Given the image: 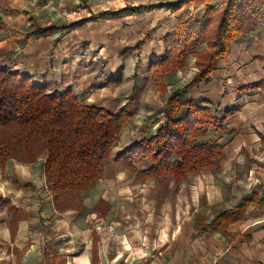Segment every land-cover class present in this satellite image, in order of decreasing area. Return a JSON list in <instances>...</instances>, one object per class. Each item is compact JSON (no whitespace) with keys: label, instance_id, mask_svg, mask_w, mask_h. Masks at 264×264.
Returning <instances> with one entry per match:
<instances>
[{"label":"crops","instance_id":"1","mask_svg":"<svg viewBox=\"0 0 264 264\" xmlns=\"http://www.w3.org/2000/svg\"><path fill=\"white\" fill-rule=\"evenodd\" d=\"M12 1L14 4L11 3ZM75 1L78 0H71L70 4L74 5ZM7 2L10 7H15L17 3L22 4L21 0H7ZM43 2L36 1L37 7L41 8L36 10V17L25 16L31 20L30 25L33 30H36V24L45 26L38 19L40 16L37 12L45 10L42 8ZM0 4L6 6V1L0 0ZM169 4L170 2L165 3L162 9L159 8L161 5H154L147 12L127 15L130 17L126 20L129 23L126 26L128 29L139 28V31L142 29L133 44H139L146 34L149 35L142 48L145 51H141L144 55L140 56L144 59L143 70H135L137 60L133 62L134 58L128 55L124 58L120 55L123 64L116 76L114 67L108 61L106 65H109L111 70H108V75H105L103 71L92 66L93 60H82L78 53H85L86 48L84 49L80 43L86 40L81 39L76 33L79 27L76 25H80L79 22L60 26L54 19V22H47V26H53L55 29L52 35L26 38L33 30H29L25 35L20 30L8 36V30L15 27L14 24L12 25L13 21L20 20L23 13H16L18 15L14 20L13 17L16 14L6 16L0 14L2 18L0 66L29 76L35 83L45 85L51 92L66 91L71 88L79 99L107 108L113 113H117L122 106H126L133 117L124 126L125 128L136 118V114L131 111L135 103L145 107L151 106L150 97H146L143 80L140 81L135 77L137 73H141L139 71L144 73L143 78L149 81L152 91L158 97H164L163 108L167 97L173 92L170 90L169 83L167 93L161 94L157 91L151 74L149 75L146 71L151 57L160 56L165 52V44L162 42L165 34L175 30L181 21L195 13L191 3L184 4L175 11L171 10ZM190 5L191 12L185 11L184 7ZM202 8L204 9L200 6L197 9ZM62 10L68 13L69 8L64 5ZM92 14L89 12V17H86L87 22L91 20ZM120 17L124 18L119 15L114 18V21H122L121 24H123L124 20ZM41 20L43 21L42 18ZM162 26L167 27L163 32L148 31L149 28ZM87 41L90 44L87 50L91 49L92 52L93 41L92 39ZM133 44H129L127 48H132ZM129 59L132 60L133 65L131 66L130 63L127 66L130 69L124 65V62ZM177 73L173 77H178ZM263 78L264 24H261L256 30L243 34L232 43L229 54L217 62L208 81L190 87L200 92V95L193 91L192 96L186 98L205 101L210 107V104H214L215 107L223 110L231 105L242 106L232 119L228 120L227 131L219 130L223 135L230 137L228 143L220 140L225 144L224 153L226 154L220 170L223 166L232 164L234 160L243 162L241 151L249 152L253 157L255 156L253 150L264 149V88L241 90L247 84L258 82ZM110 79L120 81L117 85H111L108 84ZM132 94H134L132 101L129 97L127 104L124 100ZM161 120L163 123L164 119ZM160 122L158 121V127L162 124ZM232 131L234 133L231 135L229 132ZM155 132L148 134L146 129L144 136L152 137ZM118 153L114 155L111 152L112 158H116ZM45 160L44 156H40L36 161L24 163L10 159L4 169L0 166V198L8 200L12 206L24 213L13 231L12 213L9 212L8 205L0 207V264H47L48 259L56 256L63 258L65 264L264 263V206L251 205L245 213V218L228 225L225 232L210 230L200 233L196 226L198 217L204 216L210 222L218 212L212 217L206 215L204 211H197L191 212V217L185 220H183L184 217H181L180 221L168 219V211L164 210L178 201L185 204L187 181L198 174L189 176L181 184H178L171 175L165 180L135 179L136 182L127 183L124 176H120V181L112 180L116 179L117 175L129 173L124 166L112 161L104 166V173L99 181L83 193L85 209L80 213L74 209L62 211L56 208L46 175L43 173L42 166ZM259 163L250 162L249 174H245L243 180L245 183L246 180L252 183L255 181L254 188L244 192L234 206L249 193L255 192L258 197L264 196V191L260 193L258 188L264 185L262 180L264 168H258ZM204 170L210 169H202ZM229 179L232 184L236 181L240 184L239 180L242 178L235 174ZM151 181L153 184L147 185ZM238 186L236 184L233 190L238 191ZM174 187L175 195L170 192H173ZM106 190L108 195L105 194ZM92 191H95V196L90 203L92 208L88 212L90 205H88L87 194ZM117 191L118 196H121L116 200L112 198L111 193L116 194ZM205 200L207 202L206 197H203L204 202ZM100 202L102 205H99ZM234 206L221 210L231 209ZM161 215L164 217L160 218ZM45 216H48L47 221L43 218Z\"/></svg>","mask_w":264,"mask_h":264},{"label":"trees","instance_id":"2","mask_svg":"<svg viewBox=\"0 0 264 264\" xmlns=\"http://www.w3.org/2000/svg\"><path fill=\"white\" fill-rule=\"evenodd\" d=\"M190 3L194 9L202 6L206 11L190 15L175 30L166 33L162 38L165 52L153 55L146 71L161 94L168 91L166 78L186 70L191 57L197 59L198 72L183 89L169 94L163 108V123L152 137L137 139L112 158L117 138L133 117L126 106L113 113L79 99L71 88L51 92L29 76L0 66V166L4 169L10 159L24 163L44 156L43 173L56 208L80 213L85 209L83 193L99 181L104 166L112 161L124 166L139 181L165 180L171 175L181 184L204 168L220 170L226 158L225 144L209 135L212 130L227 131L228 120L242 106L213 109L205 101L184 97L183 92L208 81L217 62L229 54L232 43L264 24V0H178L169 7L175 11ZM152 7L154 4L132 5L121 11L141 14ZM121 11H105L96 17L116 18ZM54 32L53 26L36 24V30L26 38ZM148 38L146 34L139 44L123 50L121 55L140 53ZM119 81L110 79L108 84L117 85ZM259 88H264V78L241 90ZM239 201L231 209L218 211L210 222L204 216L198 217L199 232H225L228 225L245 218L251 205L264 206V196L258 197L255 192ZM7 205L15 231L24 213L0 198V207ZM47 264L65 261L56 256L48 259Z\"/></svg>","mask_w":264,"mask_h":264},{"label":"rangeland","instance_id":"3","mask_svg":"<svg viewBox=\"0 0 264 264\" xmlns=\"http://www.w3.org/2000/svg\"><path fill=\"white\" fill-rule=\"evenodd\" d=\"M6 1V6L3 4H0V14L3 16H6L8 14H20L23 13L22 17L20 20H15L13 21L12 25L14 24L15 27L11 30H8V36L10 33L15 34L16 31H20L22 33L28 32L29 30H33L32 26L30 25L29 18L25 16H37L36 10L41 9L38 8L36 5V1L39 0H21L22 4L17 3L15 7H10V4ZM42 3V8H45V10L42 11H37L39 13L38 19L43 23V25L47 26L48 21H53L54 19L57 21V23L60 26H66L69 23L73 22H79L80 25L77 27L76 33L78 36L81 37V39H85L86 41H83L82 44L84 46V52L85 53H78L79 57L82 58V60H93L92 66L96 67L98 70L105 75L107 74L108 70H111L109 65L107 64V61L111 64L112 67H114V75L116 76L120 69L122 68L123 61L120 58V53L123 52L124 48H127L129 44H133V41L135 40L136 36L138 34H141L139 31V28H133L128 29L126 26L129 24L126 20H128L130 17L124 13V11H121L124 9L126 6H131L132 4L137 6V5H148V4H154V5H161L159 8L162 9L165 5V3H172V2H177L178 0H78L75 1L74 5H71V0H41ZM11 3L14 4L12 1ZM40 4V2H39ZM19 5V6H18ZM44 5L46 7H44ZM64 5H67L69 8L68 13L65 12V10H62ZM24 6V7H23ZM86 8V10H84ZM185 11L189 10L191 12V5L184 7ZM203 9V8H202ZM195 9V13L193 14H198L202 15L204 14V11L206 9ZM107 11H116L119 10L121 11V14L124 18H121L123 21V24H121L122 21H117L115 22L114 18H111L110 16H107L106 18H97L96 16L100 14L101 12ZM91 12V20H88L86 17H89V12ZM81 13V14H79ZM16 14L13 17H17ZM80 17H82L80 19ZM43 19V21L41 20ZM79 19V20H78ZM12 20V18H11ZM87 22V23H86ZM120 22V23H118ZM2 24V23H1ZM84 24V25H83ZM18 25V26H17ZM49 25V24H48ZM8 27V26H7ZM167 29V27H159V28H149L148 31H154L155 33L158 32H163ZM63 31V30H60ZM145 32V31H144ZM143 36V35H142ZM24 37V36H23ZM22 37V38H23ZM88 39H92L94 47L88 51L87 47H89ZM130 39V40H129ZM20 42V41H19ZM21 43V42H20ZM137 45V44H136ZM135 46V44H133ZM206 47V45H203ZM145 51V50H141ZM14 55V53H12ZM144 55L143 52L137 53L136 52H130L127 53L126 55L121 57H126L128 55L132 56L133 62L136 61V66L135 70L140 69L143 70L145 68L144 66V59L141 58L140 56ZM87 55V56H86ZM117 57V58H116ZM131 57V58H132ZM125 67H127L130 63L132 65V60H128L127 62H124ZM128 68V67H127ZM95 69V68H94ZM130 69V68H128ZM141 73H137L135 77L139 78L140 81L143 80L144 82V87L146 88V97H150L151 106H144L141 105L140 103H135L133 106L134 108L131 109L136 114V118L134 121L130 122L122 131V133L119 135L117 138V141L115 143V146L113 148V153L114 155L118 152H120L121 149L125 148L126 146L130 145L131 143H134L137 139L141 138L142 136L146 135L144 131L147 129L148 134H152L155 132L157 129L159 123H162V104L164 103V97H158V95L152 91L151 84H149V81L144 79V73L142 71H139ZM198 72V67H197V59L195 57L190 58V63L189 67L186 70H182L181 72H176L178 75L173 77L175 74H172L166 80L170 84V90L175 91V90H181L183 89L188 82L191 81V79L197 74ZM117 73V74H116ZM113 75V74H112ZM146 75V74H145ZM173 77V78H171ZM193 91H196V89H184L183 96L184 97H190L193 94ZM195 92V93H196ZM197 95H200V92H197ZM134 94L131 96H128L125 98L124 101L127 102L129 97H132ZM200 98V97H199ZM198 98V99H199ZM136 99V98H135ZM134 99V100H135ZM129 101V103H130ZM142 103V102H141ZM128 104V102H127ZM211 107L214 109L215 105L210 104ZM209 137L213 140H221L224 143H228L230 140V137L228 135H223L221 131L219 130H212L210 133ZM255 152V156L251 157L252 154L246 151H241V157L242 161L234 160L232 164H229L227 166H223L221 170H204L200 174L195 175L190 178V180L187 181V192L184 194L187 196V199H185V204L181 203L178 201L176 202L173 206H169L164 211H168V219H176L179 220L182 219L181 217H184L183 220H185L187 217H191L192 213L191 212H197V211H204L206 215L209 217H212L214 214L218 212V210L224 209L226 207H231L234 206V204L237 202L238 198L244 193L249 191L250 189H253V185L255 184V181L252 183V181H247L245 183V174H249L251 164L250 162L252 161H257L260 162L259 165L257 166L258 168H264V149L258 148L253 150ZM261 160V161H258ZM257 168V169H258ZM126 172V171H125ZM235 174H238L242 179L239 180V183L233 182L230 183V176H233ZM124 176L125 181L127 183L130 182H136L135 178L132 177L128 172L125 174H120L117 175L116 179L112 180H117L120 181V178ZM264 181V178H262ZM261 182V179H260ZM153 182L147 183V185H152ZM237 184L239 185V190L234 191L233 188ZM258 184V183H257ZM259 192L262 193L264 191V185H260L259 187ZM175 187L173 189V192L170 191L173 195L176 194ZM95 191H92L91 193L87 194V201L89 208L87 211L92 208L91 202L94 200V195ZM105 194L108 195V191H105ZM111 196L113 199L117 197H120L121 195L118 196V191L115 194V192L111 193ZM180 196V195H179ZM185 197V196H184ZM203 197H206L207 202L203 201ZM115 200V201H116ZM171 205V203H169ZM255 213H257L255 211ZM48 216H45L43 218L46 219ZM164 217L161 215L160 218ZM158 218V217H157ZM37 229V228H36ZM39 229V228H38Z\"/></svg>","mask_w":264,"mask_h":264}]
</instances>
